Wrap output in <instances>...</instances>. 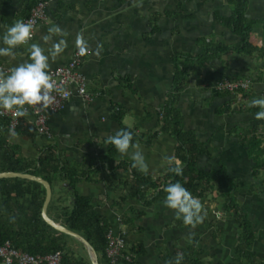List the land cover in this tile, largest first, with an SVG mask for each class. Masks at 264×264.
I'll return each instance as SVG.
<instances>
[{
  "label": "crops",
  "instance_id": "0c3cea01",
  "mask_svg": "<svg viewBox=\"0 0 264 264\" xmlns=\"http://www.w3.org/2000/svg\"><path fill=\"white\" fill-rule=\"evenodd\" d=\"M38 1L44 2L45 19L37 23L29 43L50 47L52 41L45 43L41 37L53 24L66 34L65 51L50 61L49 70L72 59L78 35L92 50L99 46L101 51L99 56H80L78 70L89 99L71 86L64 107L49 115L50 138L31 140L9 132L4 137L29 156L52 144L61 161L85 171L90 159L107 149L108 135L122 127L133 132L148 164L143 174L155 188L136 198L128 189L131 175L126 183L119 177L109 180L106 166L92 168L75 184L76 192L88 196L95 213L106 219L112 234L125 240L123 251L131 260L120 255L112 264H175L178 254L181 264H264V168L255 169L244 144L254 134L264 149V120H257L254 113L259 109L250 106L253 97L264 96V0H246L244 17L253 23L249 43L255 48L250 54L232 48L240 38L225 22L232 15L230 0H0V33L14 20H24ZM221 47L230 48L223 52ZM21 58L0 57V64L8 68ZM223 78L249 79L251 84L237 95L215 91L216 81ZM166 106L176 113L180 128L202 145L196 168L220 167L236 185L233 199L254 234L248 246L250 260L237 251L240 225L224 209L216 189L202 197L192 193L201 201L205 217L194 228L163 206L171 166L164 158L179 160L171 126L161 130ZM24 118L32 124V115ZM115 159L137 170L129 156L116 152ZM51 196L67 204L72 200L58 185Z\"/></svg>",
  "mask_w": 264,
  "mask_h": 264
},
{
  "label": "trees",
  "instance_id": "16d2710c",
  "mask_svg": "<svg viewBox=\"0 0 264 264\" xmlns=\"http://www.w3.org/2000/svg\"><path fill=\"white\" fill-rule=\"evenodd\" d=\"M230 2L233 5L232 15L225 19V22L240 38L237 45L232 48L250 54L255 51V48L249 43V33L253 23L244 17L246 0H230ZM229 48L218 49L226 52ZM168 106L163 111L164 126L161 130L168 131V127L171 126L170 133L177 142L175 157L182 164L183 173L176 176L169 170L167 179H170V182L178 180L191 193L200 197L204 196L206 191L216 189L217 195L223 198L224 209L231 212L240 225L241 232L237 251L240 256L250 260L248 246L253 241L254 234L247 218L240 213L233 199L236 185L231 183L226 171L220 167L208 171L196 168L197 156L202 152V145L192 133L180 128V120ZM116 119H119V115L116 116ZM6 124V119L0 117V172H25L39 176L50 184L51 189L58 185L63 195L70 194L72 200L69 204L63 198L51 196L47 214L56 222L83 236L94 248L99 264H110L105 254L108 222L95 213L88 196L79 195L76 192L75 184L80 176H85L92 168L99 169L104 166L108 170L109 180L119 177L121 183H126L131 175L128 189L133 192L132 194L136 198L142 197L144 190L150 187L155 188V182L148 175L133 168L129 169L126 163L116 164L115 154L117 151L111 144H108L103 154L90 159L85 171L73 169L68 165L69 163L61 161L56 148L49 143L38 147L35 156L25 155L20 145L5 139L4 134L8 132ZM14 134L31 140L41 136L36 133L34 125L29 124L24 116L19 117V124ZM258 143V136L254 134L244 142L255 162V169L263 171L264 149L259 148ZM118 170L123 173L119 174ZM44 197L45 189L38 182L17 177L0 178V244L9 240L18 250L34 255L60 251L63 264H90L87 256L74 257V252L66 240L70 236L54 230L43 221L41 208ZM82 248L84 249L83 246ZM126 254L127 251L121 252L122 256Z\"/></svg>",
  "mask_w": 264,
  "mask_h": 264
},
{
  "label": "clouds",
  "instance_id": "9594fccd",
  "mask_svg": "<svg viewBox=\"0 0 264 264\" xmlns=\"http://www.w3.org/2000/svg\"><path fill=\"white\" fill-rule=\"evenodd\" d=\"M33 24L17 19L5 31L0 33V57L16 61L18 54L22 57L18 62L11 64L6 70L0 71V109L12 111L16 116L28 114V108L48 107L55 101L53 92L67 96L68 92L60 84H56L49 73L50 61L60 56L67 46L66 35L58 24L47 28L41 40L45 43L52 41L50 47H43L33 40ZM57 37V39H53ZM76 53L79 56L89 54L99 56L100 47L92 50L83 37L78 35L74 41ZM27 45L23 52H19ZM26 53V57H25ZM251 107L259 110L254 113L257 120H264V96L253 97ZM121 156H129L132 166L144 173L148 164L140 145L134 140V134L128 128H119L114 135L105 138ZM171 166L169 170L176 176L183 173L179 160L174 157L164 158ZM165 196L162 201L164 207L174 210V214L186 226L195 227L204 220L201 201L178 180L169 182L164 188ZM182 256L175 258V264H181Z\"/></svg>",
  "mask_w": 264,
  "mask_h": 264
},
{
  "label": "built area",
  "instance_id": "2783aa9c",
  "mask_svg": "<svg viewBox=\"0 0 264 264\" xmlns=\"http://www.w3.org/2000/svg\"><path fill=\"white\" fill-rule=\"evenodd\" d=\"M45 19V5L43 1H38L30 9L29 14L24 19L25 22H31L35 29L37 23ZM81 57L75 53L71 60L67 63L57 66L49 70L52 80L56 84H60L67 90L68 95L63 96L53 92L55 101L48 107H36L28 108V114L32 115V124L35 127V131L38 135L45 138H50V131L47 125L49 115L60 111L66 100L70 97L72 90L71 86H75V92L83 99H89V94L86 92L83 76L78 70V65ZM2 64H0V71L6 70ZM249 79H228L223 78L216 81L214 89L217 92H227L231 94H240L250 87ZM0 117L5 118L7 121L6 128L9 133H14L19 124V117L13 114L12 111L0 109ZM125 240L122 235L114 236L110 229L106 232V247L105 254L110 264L117 261L121 252L124 250ZM124 260L129 262L131 255H125ZM0 261L3 264H63L62 253L60 251H54L45 255L30 254L22 252L15 248L9 240H6L0 244Z\"/></svg>",
  "mask_w": 264,
  "mask_h": 264
},
{
  "label": "water",
  "instance_id": "95a60500",
  "mask_svg": "<svg viewBox=\"0 0 264 264\" xmlns=\"http://www.w3.org/2000/svg\"><path fill=\"white\" fill-rule=\"evenodd\" d=\"M14 177L32 180V181L38 182L43 185L45 189V197H44V201H43L42 208H41V217L43 221L47 225H49L51 228H53L54 230L61 232L63 234H66L72 237L73 239H75L78 243H80L86 251L87 258L90 264H99L97 254L94 248L83 236L68 229L65 225L59 222H56L47 214V206L50 202L51 195H52V189H51L50 184L39 176H35V175L28 174L25 172H10V171L0 172V178H14Z\"/></svg>",
  "mask_w": 264,
  "mask_h": 264
},
{
  "label": "rangeland",
  "instance_id": "374dc122",
  "mask_svg": "<svg viewBox=\"0 0 264 264\" xmlns=\"http://www.w3.org/2000/svg\"><path fill=\"white\" fill-rule=\"evenodd\" d=\"M66 240H67L68 246L74 252L73 254L74 257L87 256L85 249H83L82 246L78 244V242L75 239H73L72 237H68Z\"/></svg>",
  "mask_w": 264,
  "mask_h": 264
}]
</instances>
